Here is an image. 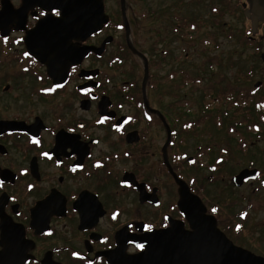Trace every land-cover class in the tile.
Returning a JSON list of instances; mask_svg holds the SVG:
<instances>
[{"label":"flooded vegetation","instance_id":"flooded-vegetation-1","mask_svg":"<svg viewBox=\"0 0 264 264\" xmlns=\"http://www.w3.org/2000/svg\"><path fill=\"white\" fill-rule=\"evenodd\" d=\"M100 1L107 23L85 39L56 48L62 53L29 37L39 21L60 17L58 11L42 8L39 0H26L28 6L34 5L27 9L24 30L15 31L11 24L5 37L0 32L4 65H22L20 76L38 71L40 89L34 96L47 108L23 118L11 116L7 107L0 112V264H144L142 244L156 242L153 232L190 230L178 206L179 187L173 175L199 198L205 214L234 246L264 260V254L238 242L247 231L252 238L246 242L264 245L248 225L251 217L264 214V75L251 91L238 93L245 94L234 101L240 122H231L226 133L233 140L220 141L219 130L205 133L203 124L181 121L179 111L185 116L196 113L181 103L179 93L162 90V78L153 72L159 63L139 50L134 36L130 40L125 0H118L112 10L108 0ZM227 1L229 14L249 23L245 45L262 40L264 23L253 31L251 19L261 18L255 4L264 0ZM22 2L10 0L14 10ZM262 12L264 18V5ZM155 16L152 9L150 20ZM256 50L264 66V53ZM163 54L159 57L169 55ZM135 61L143 73L140 81ZM170 74L164 81L173 84ZM7 80L4 93L10 90ZM258 120L263 125L251 126ZM189 139L196 142L191 153L177 152ZM258 145L259 165L250 160L230 177L231 181L243 170L256 171L255 179L238 187H248V195L231 191L224 208L208 196L205 183L213 185L226 166L221 152L232 163L237 154L252 155ZM180 162L186 169L207 168L209 174L200 181L184 178L174 169Z\"/></svg>","mask_w":264,"mask_h":264},{"label":"rangeland","instance_id":"rangeland-1","mask_svg":"<svg viewBox=\"0 0 264 264\" xmlns=\"http://www.w3.org/2000/svg\"><path fill=\"white\" fill-rule=\"evenodd\" d=\"M125 3L126 17L128 16L131 21L130 40L134 36L138 41L139 50L147 53L149 59L159 63L153 72L162 78L161 81L164 85L162 90L179 93L181 103L184 102L187 109L196 113L193 116L192 113L185 116L182 111H179L178 116L181 121L192 123L193 120L194 124L201 123L205 126V133L219 130L220 141L233 140V136L227 135L228 128L231 122L232 124L240 122L236 112L238 109L234 108V101L245 95L238 94L242 89L247 92L251 91L254 82L264 75V66L256 50L258 48L264 53V28L259 34L262 36V40L258 39L257 43L252 46L245 45L244 34L249 23L240 15L235 17L229 14L230 4L227 0H125ZM108 6L109 9H114L115 6H118V0H108ZM152 9L156 11V16L150 20ZM213 12H217L216 15ZM12 46L15 47V45ZM159 52L165 54L168 52L169 55L163 54L166 56L164 59L162 56L159 57ZM14 55L16 54L13 53V57ZM5 60V46L0 41V112L4 113L5 107H7L11 116L23 118L29 113L38 114L47 110L46 107L40 105L41 102L37 103L35 100L37 97L34 96L37 89H40L35 78V73L39 74L38 71L31 70L30 74L20 76L18 74L23 68L22 65L13 63L11 66H7L4 65ZM136 67V76L140 81L143 73L137 62ZM251 71L253 74H249ZM168 72L171 73L169 77H173V84L164 81ZM181 76L184 78L183 86L178 80ZM5 80H7L6 84L10 86V90L4 93L2 90ZM204 89L211 91L212 99L218 103L217 105L213 104L214 107L209 108L203 107ZM229 92L233 94L230 105L225 99ZM175 102L173 101V103ZM253 125L261 126L263 124L258 120L251 126ZM195 143V140L189 139L184 148L176 149V151L190 154V147L195 146ZM227 149L221 148L220 150ZM261 150L262 148L258 145L256 148H252V153H250L252 155L248 157L237 154L232 163H228V155L225 157L221 152V158L226 161V166L222 167L218 175L216 174L217 180L213 185L205 182L207 190L210 192L208 196L214 201L220 202L224 208L229 204L232 192L238 196L246 197L249 193L248 187L238 189L231 183L230 177L241 168L246 167L250 160L259 165L255 158L257 156L261 158V155H258ZM186 168L184 162L174 164L175 172L176 170L180 171L184 178L190 177L194 181L197 179L200 181L202 176L206 179L209 174L207 168L203 171L197 170V168ZM261 219L264 222V214L261 218L251 217L248 225L251 226L253 235L258 242L264 244V224H257ZM236 220L239 222L238 219ZM242 236L243 238H238L242 247L264 254V245L258 247L246 242V238H252L247 234V231Z\"/></svg>","mask_w":264,"mask_h":264},{"label":"water","instance_id":"water-1","mask_svg":"<svg viewBox=\"0 0 264 264\" xmlns=\"http://www.w3.org/2000/svg\"><path fill=\"white\" fill-rule=\"evenodd\" d=\"M22 1V5L15 10L10 0L0 1L2 37L8 34V26L11 24L15 25V31L25 29L27 9L34 3L28 6L30 2ZM37 3L49 11H58L60 17L39 21L30 31L29 37L34 38L41 45H46L44 47L54 45V51L57 53L62 52L56 48L69 45L70 40L85 39L99 31L108 21L100 0H39ZM263 5L264 3L255 4L260 11L261 18L251 19L253 31L259 27V22L264 23ZM64 39H67V42ZM25 43L29 50L28 45L30 44L26 39ZM261 59L264 62V55ZM49 70L48 67V72ZM146 74L147 68L145 76ZM173 176L179 187L178 206L188 220L190 230L183 234L177 233L174 229L153 232L151 239L156 242L151 246L147 242L142 244L145 251L140 256V262L144 264L155 262L156 264H264L262 258L253 255L248 250L234 246L216 227L214 218L205 214V208L199 198L189 192L184 182L175 175ZM256 176L257 173L254 170H243L232 178L231 183L240 187L249 179H255Z\"/></svg>","mask_w":264,"mask_h":264},{"label":"trees","instance_id":"trees-1","mask_svg":"<svg viewBox=\"0 0 264 264\" xmlns=\"http://www.w3.org/2000/svg\"><path fill=\"white\" fill-rule=\"evenodd\" d=\"M207 89H204V95L205 96L202 97L203 107H205V108L214 107L213 104L214 105H217L218 103L215 100L212 99L213 98L212 97V93H211V91H209ZM219 97H220V95H219ZM225 99H226L227 103L230 105V103L233 100V94H232V92H229L227 94V98H225ZM218 106H220V105H218Z\"/></svg>","mask_w":264,"mask_h":264},{"label":"snow or ice","instance_id":"snow-or-ice-1","mask_svg":"<svg viewBox=\"0 0 264 264\" xmlns=\"http://www.w3.org/2000/svg\"><path fill=\"white\" fill-rule=\"evenodd\" d=\"M26 55H27V53H26ZM49 91H51V89H49ZM33 142L34 143H39V141L38 140H35V139H34ZM45 155H47V153H45ZM73 170H75V169H73ZM213 211H215V209H213ZM113 218H115V215L113 216ZM146 227H149V226H146Z\"/></svg>","mask_w":264,"mask_h":264}]
</instances>
